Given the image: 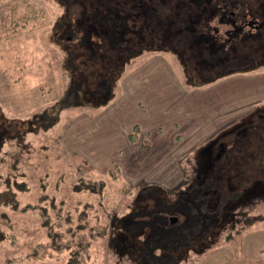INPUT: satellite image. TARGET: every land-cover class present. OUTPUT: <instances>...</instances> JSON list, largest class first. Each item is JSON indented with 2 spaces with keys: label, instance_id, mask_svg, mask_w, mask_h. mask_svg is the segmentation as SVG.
<instances>
[{
  "label": "rangeland",
  "instance_id": "rangeland-1",
  "mask_svg": "<svg viewBox=\"0 0 264 264\" xmlns=\"http://www.w3.org/2000/svg\"><path fill=\"white\" fill-rule=\"evenodd\" d=\"M250 14L260 26L252 27ZM157 57L173 73L169 101L185 100L188 111L198 109L188 114V121H204L199 129L190 134L181 124L175 129L166 123L159 135L131 140L138 145L136 152L130 149L120 162L106 164L95 163L85 151L66 143L73 119L92 118L119 102L131 82L149 73ZM140 70L135 75L139 78L130 77ZM258 108L264 116V0H0V128L10 125L14 138L1 145L14 153L0 159V194L8 177L15 202L25 205L46 194L41 202H50L52 221L71 214L77 228L89 211L87 203L98 207L91 215L96 224L125 218L130 232L111 225L109 239L90 248L87 264H157L151 261L164 250L171 264H200L205 252L219 254L220 263L227 264L251 232V243L263 242L264 235L258 233L264 231V200H253L244 207L250 205L246 218L230 222L216 240L210 237L213 242L207 248L194 250L198 237L191 233L198 226V212L185 199L197 191L184 190L199 183L195 172L214 156V147L228 135L233 138L228 132L233 127L226 123L207 133L212 119L223 115L226 121L232 114L235 124L247 125L250 112ZM203 110L208 111L205 116ZM260 129L252 133H261L255 138L261 149ZM249 151H241L245 161L252 160ZM255 160L264 162V156ZM113 167L122 175L111 174ZM82 186L103 189L98 195L80 191ZM152 198L158 205L150 202L142 208ZM174 217L177 221L171 222ZM36 219L32 210L0 208V264H66V252L54 260H14L43 231ZM12 233L15 243L9 239ZM147 236L150 241L144 244ZM224 247L230 249L227 256L219 251Z\"/></svg>",
  "mask_w": 264,
  "mask_h": 264
},
{
  "label": "crops",
  "instance_id": "crops-1",
  "mask_svg": "<svg viewBox=\"0 0 264 264\" xmlns=\"http://www.w3.org/2000/svg\"><path fill=\"white\" fill-rule=\"evenodd\" d=\"M150 64L153 65L149 73L141 77V80L131 82V88H126L125 93L123 91L119 102H114L108 109L98 115L91 116L92 118L87 115H81L73 119L68 125L69 131L66 143L77 151H85L89 155L87 156L93 159L95 163L106 164L115 161L120 162L123 156H127L126 151L130 149L136 152L135 149H137L138 145L136 142L131 141L129 137L134 131L139 135L137 140L146 141L147 139H144L152 137L154 132L159 135L158 133L162 130L163 125L169 122L174 125L175 129L179 128L180 125L178 124H181L183 131L190 134L194 130L199 129L204 121L200 119V122L188 121V114H196L198 109L188 111V102L184 103L185 100L181 103L169 101L172 99L170 93L173 90L171 86H173L174 78L165 61L157 57ZM142 68L144 69V67ZM141 71L133 72L130 77L139 78L141 75L139 77H135V75ZM130 89L134 93L130 94ZM199 110L202 111V109ZM207 112V110H203V115L205 116ZM177 115L178 117L176 118ZM150 118L160 119L159 124L152 125L146 122ZM233 121L234 115L232 114L226 121L223 115H218L212 119V124L206 132L219 128L225 123L232 126L235 123ZM197 134L199 133L197 132ZM85 152L83 153L84 155ZM165 180H167L166 176ZM250 234L247 235L248 242L237 247L236 255L234 256L231 253L233 254L231 258H227V264H264V238L262 239L263 242L256 245L255 242H250ZM258 234L264 235V231L262 230ZM219 251H224L227 256V252H230V249L224 247ZM200 264H221L219 254L214 255L212 252H205ZM222 264L225 263L222 262Z\"/></svg>",
  "mask_w": 264,
  "mask_h": 264
},
{
  "label": "flooded vegetation",
  "instance_id": "flooded-vegetation-1",
  "mask_svg": "<svg viewBox=\"0 0 264 264\" xmlns=\"http://www.w3.org/2000/svg\"><path fill=\"white\" fill-rule=\"evenodd\" d=\"M230 13L232 15H235V12ZM249 17L254 19L251 14L249 15ZM252 19H250L249 21H251ZM249 21L245 23L248 24ZM253 22L254 23H252V27H257V25H259L257 24V20L254 19ZM216 32L218 31L216 30ZM261 111H263V109L260 110V108L255 111L252 110L250 112V119L247 125L241 126L239 125L240 122L238 123L237 121L236 124L233 123L235 125H232L233 128L228 131L230 134H232L231 137L233 138H228L229 135L227 134L228 136L225 138L226 140L220 142V145L214 147L217 148V150L213 153L214 156L211 157L212 159L210 158L212 160V163L211 161H208L209 158L207 157V160L204 164L205 166L202 168V170H200L201 168L199 166L198 172H195L197 173V176L199 175V183L193 184L192 182L188 188L184 189L185 192L193 189H196L197 191L194 196L190 193L187 196L188 198L185 199L188 202H191L194 209L198 212V226L197 228L193 227L194 230L191 233L193 238L196 236L198 237L196 243H194V245H196V247H193L194 250H203L207 248L213 242L212 239H209L210 237L215 238L214 240H216L222 230H226V227H229L230 222L235 221L238 223L241 218H246L250 205L248 206V209L244 207L248 202L251 203L253 202V200H255V202L264 200V179L259 177L260 175H264V162L256 163L255 160L257 158L261 159V156H264V145L261 149L258 148L255 144V138H261V135H256L261 133L257 131L254 134L252 133L256 130L257 127L258 129L261 128L260 131L263 130L264 133V129L262 127V125L264 124V116L262 115ZM6 132L7 136L5 138ZM0 134V142L2 138L1 145L5 140L8 144H11L12 136L10 135V125L3 124V126L0 128ZM1 145L0 159L2 157L10 159L14 151H6V149H4L6 144L3 145L4 147L1 150ZM11 148H13V146H11ZM230 148H232V151L234 150L235 152L233 151L230 153ZM249 150H253V156L250 158L252 160L245 161V159L241 157V151L248 153L250 152ZM243 170L247 174L244 173L245 175H243ZM234 180L237 185H235ZM196 185L198 186V188H195ZM210 196L214 197L210 198ZM210 200L212 201L210 204L211 208H208L207 205ZM150 202H153V204L156 205H158L159 203L156 202L154 198H152L151 200L146 202V204L142 208L146 207ZM124 219L119 218L113 221L110 220V231L112 225L118 231L125 229L127 232H130L126 227L127 223H125ZM139 232L141 233L142 230L140 229ZM134 235L139 236V234L136 232L134 233ZM202 236L205 237L203 241H201ZM137 241L138 239L136 237L135 242ZM147 241H150L148 236L145 237L141 242L146 244ZM144 247H146L145 249H147V247L149 246ZM151 248L152 247H149V249ZM145 249L138 248L137 252L145 253ZM153 249L156 250V248ZM167 252L168 250H164V254L160 257L154 256V259L151 262L155 263V261L158 260L157 264H171V257ZM166 256H168L169 259L165 258ZM135 260L137 259L135 258ZM139 264L146 263L145 261H140Z\"/></svg>",
  "mask_w": 264,
  "mask_h": 264
},
{
  "label": "trees",
  "instance_id": "trees-1",
  "mask_svg": "<svg viewBox=\"0 0 264 264\" xmlns=\"http://www.w3.org/2000/svg\"><path fill=\"white\" fill-rule=\"evenodd\" d=\"M129 137L131 140H137V134L134 132ZM11 139L13 140L14 138L11 137ZM3 147H1V150L3 149ZM116 168L117 167H113L111 169V174L115 176L118 174V176H121L122 170L119 169L118 171ZM5 180V182L3 181L5 183V188L1 191L0 194V208H12L13 210L17 209L18 211H35V213L37 214L36 222L39 226V229L43 230L37 237L38 239L34 241L33 246L27 249V251L22 252L20 255H17L14 260L18 261L21 257L22 260L28 261H41L45 260L46 258H51L54 260V258L60 257L62 253L66 252L69 255L66 264H87L90 258L89 250L92 245H94L101 239H103V241H107L109 239L110 220H107L106 223H94L91 215L93 211L98 210V207H95V205L91 203L86 204L85 207L89 211L87 212V214H85V217H83L82 228L76 227L77 220H75L74 216L71 214L66 219H63L61 215L60 219L57 222H53L49 217L50 214L48 211V203L50 204V202H41V200H44L46 194L37 196L36 202H39L40 200L41 203L28 202L24 205L23 202H15L13 198L11 199V187H8L7 185L8 177ZM39 180L40 182H43L44 179L41 178ZM20 185H23V183ZM98 189V192H95L94 187H80V191L88 190L91 193L95 192L100 195V189H103V187L101 186ZM29 190L32 191L33 189ZM54 198L55 195L52 194L50 199L52 200L51 203L54 207L53 210L56 209V204L53 200ZM100 202H102V200H100ZM64 203L66 202H61V204ZM38 206H41V209H37ZM64 206H60L59 211H61ZM62 219L65 221V223L61 222ZM15 237L16 234L12 233L10 238L6 236L1 240L6 241L7 238H9L10 240L14 239V241L11 243H15ZM32 242L33 241L31 240L29 243L32 245Z\"/></svg>",
  "mask_w": 264,
  "mask_h": 264
},
{
  "label": "water",
  "instance_id": "water-1",
  "mask_svg": "<svg viewBox=\"0 0 264 264\" xmlns=\"http://www.w3.org/2000/svg\"><path fill=\"white\" fill-rule=\"evenodd\" d=\"M252 24V23H251ZM177 221V218H171V222H176Z\"/></svg>",
  "mask_w": 264,
  "mask_h": 264
}]
</instances>
